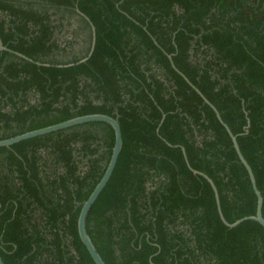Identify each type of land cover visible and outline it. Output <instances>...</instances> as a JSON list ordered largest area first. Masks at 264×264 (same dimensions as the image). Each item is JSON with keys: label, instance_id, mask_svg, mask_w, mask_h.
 I'll use <instances>...</instances> for the list:
<instances>
[{"label": "trees", "instance_id": "trees-1", "mask_svg": "<svg viewBox=\"0 0 264 264\" xmlns=\"http://www.w3.org/2000/svg\"><path fill=\"white\" fill-rule=\"evenodd\" d=\"M78 10L97 34L80 64L93 31ZM0 36L13 51L0 52V140L90 114L120 123L87 217L106 264H264V227L228 228L175 147L228 222L256 215L230 134L169 58L238 136L264 198V0H0ZM114 145L92 122L0 147L5 264H96L78 220Z\"/></svg>", "mask_w": 264, "mask_h": 264}, {"label": "water", "instance_id": "water-1", "mask_svg": "<svg viewBox=\"0 0 264 264\" xmlns=\"http://www.w3.org/2000/svg\"><path fill=\"white\" fill-rule=\"evenodd\" d=\"M78 12L80 15L85 17L91 23L92 31H93V41H92L91 51H90V54L88 55V57L84 58L83 60H81L80 62H78L76 64L86 62L93 55V53L95 51V47H96V41H97L96 27L93 25V23L90 21V19L85 14H83L80 10H78ZM5 51L13 52V51L9 50L4 45L2 38L0 36V52H5ZM14 53L20 58H23V59L28 60L30 62H35L34 60L26 57L25 55H23L21 53H18V52H14ZM169 58L171 60V63L173 65L174 69L192 86V88L202 97L204 102L206 104H208L215 111L219 121L222 123V125L226 128V130L230 134L232 141H233L234 148L237 151V154L239 156L240 161L243 163V165L246 167V169L249 173L254 191H255L257 198H258L256 215L244 217L240 220H237L235 223L228 222L224 216L223 211H222L219 191H218V188H217L216 184L214 183V181L205 173L192 168V166L188 160L186 149L184 147H182V146H175V147L182 148V151L184 153L187 164H188L189 168L192 170V172L195 175H199V176L204 177L211 184V186L215 192V197H216V201H217L219 215L221 217L222 222L228 228H231V229L236 228L239 225H241L243 222L249 221V220L256 221L264 227V216H263L264 198H263L261 191L258 188L257 180L255 177L254 171H253L251 165L246 160V158L244 157V155L241 151L240 145L238 143V136L234 135L233 132L231 131L230 127L224 122L219 110L204 96V94L196 86H194L192 84V82L185 76V74H183L175 66L174 61H173V57L170 55ZM35 63H37L38 65H43L42 63H39V62H35ZM44 65L48 66V64H44ZM73 65H75V64L59 65L58 67L62 68V67H69V66H73ZM92 122H103V123L110 124L115 131V145L113 148L111 160L108 164V167H107L102 179L100 180V182L98 183V185L96 186V188L94 189V191L92 192V194L90 195L88 200L83 204V207H82L81 212H80L79 220H78V231H79V235H80L82 242L86 246V248L89 251L94 262L96 264H106L105 261L103 260L102 256L98 252L96 246L94 245V243H93V241H92V239L88 233L87 217H88V214L90 213L93 205L95 204V202L97 201V199L99 198V196L101 195L103 190L106 188L107 184L109 183V181H110V179L114 173V170L116 168L119 156H120L122 149H123V144H124L123 143V134H122V129H121V126H120L118 119H116L112 116L106 115V114H90V115H85V116H79V117H75V118H72L70 120H67V121L52 125V126H48V127L42 128V129L30 131V132H27L25 134L18 135V136L9 138V139L0 140V147H10L12 145H15V144L20 143V142L25 141V140L36 138L39 136L48 135L51 133H55L58 131L66 130V129H69V128H72L75 126H79V125H83V124H87V123H92ZM250 126H251V121L248 118V125L245 128L246 134L249 133ZM0 264H5L1 256H0Z\"/></svg>", "mask_w": 264, "mask_h": 264}, {"label": "flooded vegetation", "instance_id": "flooded-vegetation-1", "mask_svg": "<svg viewBox=\"0 0 264 264\" xmlns=\"http://www.w3.org/2000/svg\"><path fill=\"white\" fill-rule=\"evenodd\" d=\"M65 31H67V29Z\"/></svg>", "mask_w": 264, "mask_h": 264}]
</instances>
